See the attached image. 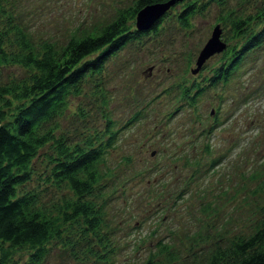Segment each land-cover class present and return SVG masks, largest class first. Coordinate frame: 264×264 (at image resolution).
Returning <instances> with one entry per match:
<instances>
[{"label": "rangeland", "instance_id": "374dc122", "mask_svg": "<svg viewBox=\"0 0 264 264\" xmlns=\"http://www.w3.org/2000/svg\"><path fill=\"white\" fill-rule=\"evenodd\" d=\"M134 2L8 0V5L34 39L64 43L75 32L111 22ZM180 8L172 6L159 29L148 30L141 42H131L109 57L86 85L88 93L101 79L110 95L107 107L117 138L107 154L115 169V188L107 191L106 215L118 251L113 262L93 264H143L160 239L174 242L177 253L185 256L221 225L229 233L237 231L251 212V190L264 188V46L249 52L232 77L212 86L208 67L220 53L209 57L197 73L191 68L215 24L225 31L216 20L219 11L213 5L196 13L187 31L179 25ZM2 71L4 76L22 72L13 65ZM206 85L193 100L198 87ZM183 88H189L193 105L184 100ZM80 100L87 120L68 110L59 119L65 133L78 130L81 136L105 122L100 101L95 105L92 98L68 95L70 108ZM207 144L209 152L204 151ZM193 156L199 160L196 165ZM218 157L220 163L213 164ZM37 168L42 171L43 166L38 163ZM45 261L92 264L61 247L53 248Z\"/></svg>", "mask_w": 264, "mask_h": 264}, {"label": "trees", "instance_id": "16d2710c", "mask_svg": "<svg viewBox=\"0 0 264 264\" xmlns=\"http://www.w3.org/2000/svg\"><path fill=\"white\" fill-rule=\"evenodd\" d=\"M163 1L135 0L111 22L59 43L34 39L14 19L8 0H0V264H44L55 247L81 262H113L118 244L112 228L107 230L106 212L115 169L107 154L116 131L101 79L86 92L90 76L101 73L109 57L141 42L148 30L159 29L161 19L178 4L179 25L187 31L196 13L213 5L219 11L216 20L223 24L226 47L208 67L212 86L232 77L249 52L264 46V0H176L150 29L131 24L138 9ZM5 65L22 72L4 76ZM206 87H198L193 100ZM189 94L183 88L184 100L193 105ZM68 95L92 98L95 105L100 101L103 126L81 136L78 130L74 135L62 131L59 119L68 110L87 120L82 100L70 108ZM209 150L207 144L204 151ZM220 160L213 158L212 163ZM198 163L193 156L192 165ZM252 195L251 212L237 231L229 233L221 225L185 256L177 253L174 242L160 239L143 264H264V188L254 187Z\"/></svg>", "mask_w": 264, "mask_h": 264}, {"label": "water", "instance_id": "95a60500", "mask_svg": "<svg viewBox=\"0 0 264 264\" xmlns=\"http://www.w3.org/2000/svg\"><path fill=\"white\" fill-rule=\"evenodd\" d=\"M176 2V0H166L163 2L149 3L138 9L135 17V25L139 30L150 29L156 21L166 13V11ZM222 28L220 24H215L210 37L204 43L197 58L196 66L191 68L192 73H197L209 57L219 53L226 47V42L221 37Z\"/></svg>", "mask_w": 264, "mask_h": 264}]
</instances>
